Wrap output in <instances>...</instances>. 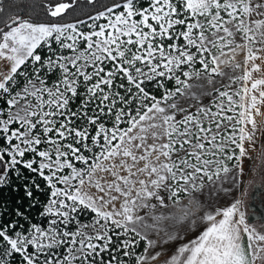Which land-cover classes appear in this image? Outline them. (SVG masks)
Wrapping results in <instances>:
<instances>
[{
	"label": "snow or ice",
	"instance_id": "snow-or-ice-1",
	"mask_svg": "<svg viewBox=\"0 0 264 264\" xmlns=\"http://www.w3.org/2000/svg\"><path fill=\"white\" fill-rule=\"evenodd\" d=\"M76 4L77 0H72L46 7L56 18ZM253 14L264 17V0H123L89 16L90 20L103 18L107 22L93 23L88 33L78 29L83 20L33 23L19 16L10 18L7 30L0 28V68L7 65V70L0 71V92L11 96L9 82L15 84L17 75L27 77L21 69L29 64L40 87L28 80L23 96L18 92L6 101V118H0V185L8 183L11 172L19 176L21 168L39 175L50 190L45 214L57 219L47 227L36 223L26 229L18 223L0 225V264H8L6 257L16 254L20 264H105L101 254L113 246L109 232L114 229H122L124 234L132 232L147 241L145 254L137 257V264L157 260L160 252L146 255L156 242L135 227L145 219L138 215L139 210H153L157 205L175 208L180 204L179 194L202 190L205 178L219 180L233 168L238 175L243 174V158L248 155L245 142L254 139L255 117L264 116V68L255 63L257 59L264 63V57L258 55L264 53V18L245 19ZM235 32H240L246 43L230 49L231 60H221L223 48L234 43L226 37H234ZM54 43L72 55H55L53 59L38 53L42 46L52 51ZM256 44L262 47L257 49ZM245 48L242 75L231 78L241 86L231 94L217 89L220 103L213 101L215 112L202 106L191 113L176 103L167 104L177 93L192 88L188 81L199 79L202 72L207 73L209 82L212 74L225 75L220 64L234 61L237 49ZM197 63L201 69L194 67ZM42 69L60 70L53 87H47L41 79ZM165 79L174 80L178 87L174 91L165 89L161 98L147 90L153 81L164 88ZM28 96L36 103L29 100L13 113L17 97ZM77 99L80 107L74 110L72 102ZM168 109L174 111L169 114ZM177 112L186 114L177 120ZM4 116L0 110V117ZM106 117L111 118V127L105 123ZM148 138L153 143L149 144ZM29 155L31 158H26ZM233 157L237 163L230 168L226 161ZM31 187L39 189L40 185L33 181ZM24 190L27 197H33L27 183ZM150 200L156 204L148 203ZM241 203L237 199L228 207L205 212L201 217L207 222L204 230L176 248L164 264L264 261L260 255L264 246L253 247L254 240L264 241V235L246 223ZM81 206L95 213L90 224L74 218ZM16 215L26 218L21 211ZM188 216L184 211L182 216L170 212L152 218L179 223ZM74 222L75 230L68 229ZM17 227L23 230L17 231ZM88 227L93 234L84 231ZM144 227L156 228V224L145 223ZM242 234L248 236L249 251L245 250ZM176 238V234L168 235L165 243ZM130 246L131 241L123 242L124 248ZM60 248H65V254L57 252ZM115 259L113 256L107 264Z\"/></svg>",
	"mask_w": 264,
	"mask_h": 264
},
{
	"label": "rangeland",
	"instance_id": "rangeland-1",
	"mask_svg": "<svg viewBox=\"0 0 264 264\" xmlns=\"http://www.w3.org/2000/svg\"><path fill=\"white\" fill-rule=\"evenodd\" d=\"M140 2L143 3L144 0H140ZM260 2L261 0H253V3H260ZM225 18L227 19V17ZM260 18H264V17H258L255 14H253L251 18L245 17V19L248 20L249 22L252 19H260ZM106 22H107L106 19L103 18L96 21L89 20L84 24L78 25V29L81 32L88 33L92 30L91 25L93 23L100 25ZM228 26L232 27V25H228ZM220 35H225V34L221 32ZM228 39H232L234 43L231 45H226L223 48L225 55L221 57V60H225V59L231 60L232 53L230 49L234 48L237 44L246 43V41L243 40L242 34L240 32H235L234 37H226V40ZM67 42L70 43L71 41H67ZM81 47H83L82 44ZM260 47H262L260 44L255 45V48L257 49H259ZM43 50L45 51L44 55H43ZM37 51L42 57L52 56L53 59H55V55H72L70 50L61 49L59 45L55 43L52 46V51H49L47 46H42ZM213 52L216 53V50L213 49ZM216 54L218 55L219 53ZM246 55H247L246 48L244 50L237 49L235 53L234 61H231L228 64H223V63L220 64V68L225 73V75L220 76L217 74H212L211 82H209V77L207 73L202 72L201 77L199 79L193 77L188 81L189 84L193 85L192 88L185 89L184 94L177 93L172 99L167 101V104L176 103L178 108H184L191 113H195L196 109L202 106L211 107L212 111L215 112L217 109L213 101H215V103H220V101L217 100V96H218V92L216 91L217 89H219V91L227 90L231 94L233 91L240 88L241 82L236 81L235 83H233L231 78L242 75L243 68L245 67ZM258 55L264 57V53H258ZM237 63L241 65L240 68L234 67V65ZM255 63L261 64L262 68H264V63H262L261 59H257ZM194 67L196 69L202 68L201 65H197V64ZM2 70H7V65H5L3 68H0V71ZM88 70L91 71V68H89ZM184 70L186 71L188 70L186 66L184 67ZM21 71L27 72L28 75L27 77H25L24 75H18L15 84L9 82L12 89L11 96H15V94L18 92L21 93V95L23 96V89L26 86H28V80H31L32 83L36 85V87H40V82L39 80L35 79V75L33 73L31 64H29L27 68H24L22 66ZM39 75L41 79L45 80L46 86L51 88L58 81L61 73L59 69H51V70L42 69ZM253 75L258 77L260 73H254ZM181 79H185V78L181 76ZM165 80L171 81L167 79ZM172 84L173 86L167 89H172L174 91L175 88L178 87V85L175 84L174 80H172ZM157 87H158L157 83H154L152 89L155 91L157 90ZM80 91L83 93L84 91L83 87H81ZM193 93H195V95H193ZM11 96L9 94L0 92V110H3L5 113V116L0 118H6V113L8 111V105L6 101L10 99ZM17 99L19 102L14 107L11 108V111L13 113L19 111L29 100L31 101L32 104L36 103V100L31 96L25 97L23 99L17 97ZM45 99H47L46 94H45ZM167 104H164L162 106L167 107ZM225 104H226V100H225ZM172 111L174 110L168 109L169 114ZM261 112H264V107L261 108ZM184 114L186 113L177 112L176 119L177 120L181 119ZM227 114L232 115L231 112ZM255 119L257 121V130L255 132L254 139L252 141L245 142V148L248 150V155L243 158L242 175H238L237 169L233 168V165L237 163L236 160L234 161V157H233L231 161H226V163H228V166L230 168H233V171L231 173H229L227 176L221 174L220 179L216 180L214 178L213 182H210L207 180V178H205L204 188L200 191L193 192L191 195L187 193H180L179 194L180 204L177 205L175 208L165 209L157 205V207L153 210H150L148 208L139 210L138 215L143 216L145 219L144 221L135 225L137 231L141 232L143 235H146L149 240L156 242L154 247L148 248V251L146 253L147 256L151 257L155 255L156 252H160L161 255H164L169 251L178 248L181 244L186 243L188 240L195 238L204 230V228L207 225V222L201 219V217L205 214V212H214L216 209H223L225 207H228L230 206L231 203L235 202L237 199H239L242 202L240 205V210L245 214L246 223L249 225L251 229H255V232L257 234L264 235V116H256ZM77 123H79V121H77ZM105 123L109 127H111V118L106 117ZM17 126L18 125H13V127H17ZM39 127L40 126L38 125V128ZM248 130L251 131V125H248ZM228 131L230 132L231 129H228ZM13 142L15 143V141ZM147 142L151 144L153 143V140L151 138H148ZM162 142H166V139L156 141L157 144ZM232 148H235V146L233 145ZM226 151H228V149H226ZM85 154L87 155L89 153L86 152ZM26 158H31V156L29 155ZM139 166L142 167L143 162H140ZM67 171L69 170H65V172ZM234 176L236 177V179L232 178ZM224 189H228V191L226 192L224 191ZM92 191H95V189H93ZM148 203L156 204V201L150 200L148 201ZM185 206L187 207L185 208ZM117 207H119V202H117ZM184 211H187L189 213L188 219L179 223H177L175 220L154 221L152 218L153 216H158L161 213H163L164 215H168L170 212H175L177 216H182L184 214ZM48 215H49L48 223L46 225H41V226L47 227L52 219H57V217L53 215L50 214ZM74 218L78 220L79 217L78 215H74ZM92 219L93 217L85 221L79 220V222L87 225L92 222ZM101 223H103V221H101ZM145 223L148 225H152L155 223L156 228L144 227ZM29 226L30 224L28 226L23 225V228L26 229ZM76 226L77 225L74 222L73 224H69L67 227L70 230H75ZM61 227H63V225H61ZM22 230L23 229L20 228L17 231H22ZM84 231L87 232L88 234H93V229L91 227L85 228ZM117 233H119V235H117ZM133 234L134 233L132 232H128L127 234H124L122 229H114V231L109 232V235L113 236L112 243L114 247L110 246L107 252L101 254L104 257L105 264H107V261L110 260L113 256L116 257L115 261H113V264H126L125 263L126 261L123 259L124 254H122V250L125 249L123 247V242L128 240L131 241L132 243ZM171 234H176L177 238L175 240L168 241L167 243H165V241L168 239V235ZM93 242L102 243L98 241H93ZM248 243L249 241L247 236V239L244 243V247L246 251H249ZM257 245L264 246V241L254 240L253 247L255 248ZM29 251H33V249L30 248ZM57 252L60 255H63L65 254V248H60L57 250ZM43 255L44 254H42V256ZM260 255L264 256V252H261ZM76 264H79V261H77ZM97 264H99V261H97ZM256 264H264V261L258 258L256 260Z\"/></svg>",
	"mask_w": 264,
	"mask_h": 264
},
{
	"label": "trees",
	"instance_id": "trees-1",
	"mask_svg": "<svg viewBox=\"0 0 264 264\" xmlns=\"http://www.w3.org/2000/svg\"><path fill=\"white\" fill-rule=\"evenodd\" d=\"M57 2L71 3L72 0H1L0 3V28H7L5 25L10 22V18L17 16L29 20L33 23H75L83 20L89 21V16H95L97 13L105 11L113 3L123 2V0H95L94 3H88V0H77V4L69 9L62 17H51L47 11V5ZM40 51V50H39ZM42 52V51H41ZM45 51L43 50V55ZM197 65H200L197 63ZM18 78V75L16 76ZM156 82L147 85V90L158 98L162 97L164 90L173 86L171 81H164V88L157 87L153 90L152 86ZM81 92V91H80ZM82 93V92H81ZM73 109L79 110L80 100L73 102ZM238 155V149L236 150ZM234 157V161H235ZM33 181L40 185L39 189L32 186ZM27 185L33 191V197H27L24 185ZM50 197V190L46 182L37 174H33L21 168V174L18 176L15 172L9 174L8 183L0 185V225L7 226L12 223L28 226L31 223L46 225L49 221V215L45 214V206ZM17 211L25 214L26 218L16 215ZM78 220L85 221L95 216L90 209L81 207L76 214ZM89 215V216H87ZM20 229L17 227L16 230ZM120 240V238H119ZM147 247L145 240L133 234L131 246L122 250L129 255H123L126 264H137V257L144 255V249ZM8 264H20V256L16 254L12 257H6Z\"/></svg>",
	"mask_w": 264,
	"mask_h": 264
},
{
	"label": "crops",
	"instance_id": "crops-1",
	"mask_svg": "<svg viewBox=\"0 0 264 264\" xmlns=\"http://www.w3.org/2000/svg\"><path fill=\"white\" fill-rule=\"evenodd\" d=\"M242 235H243V244H244L247 239V234H242ZM175 249L169 251L164 255H160L155 261L147 260L144 261L143 264H164V261L170 258L171 254L175 251Z\"/></svg>",
	"mask_w": 264,
	"mask_h": 264
},
{
	"label": "water",
	"instance_id": "water-1",
	"mask_svg": "<svg viewBox=\"0 0 264 264\" xmlns=\"http://www.w3.org/2000/svg\"><path fill=\"white\" fill-rule=\"evenodd\" d=\"M0 3H1V0H0Z\"/></svg>",
	"mask_w": 264,
	"mask_h": 264
}]
</instances>
